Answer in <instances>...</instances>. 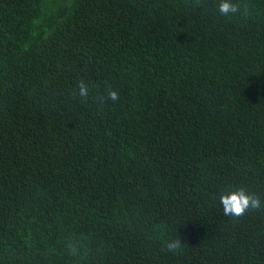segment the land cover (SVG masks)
Returning <instances> with one entry per match:
<instances>
[{
	"label": "trees",
	"instance_id": "trees-1",
	"mask_svg": "<svg viewBox=\"0 0 264 264\" xmlns=\"http://www.w3.org/2000/svg\"><path fill=\"white\" fill-rule=\"evenodd\" d=\"M219 2L0 0V264H264L218 198L264 201V0Z\"/></svg>",
	"mask_w": 264,
	"mask_h": 264
},
{
	"label": "clouds",
	"instance_id": "clouds-1",
	"mask_svg": "<svg viewBox=\"0 0 264 264\" xmlns=\"http://www.w3.org/2000/svg\"><path fill=\"white\" fill-rule=\"evenodd\" d=\"M218 12L223 16H229L239 12V5L234 4L231 0H220L217 5ZM79 95L82 98L88 97V87L82 81L78 85ZM117 91L109 89L107 91V99L111 101L118 100ZM100 99L103 101L104 96ZM219 202L222 205L223 215L227 217H241L250 210H264V201L253 193L247 192L244 187H240L230 191H223L219 194ZM180 239H173L164 242V247L168 251H176L180 248Z\"/></svg>",
	"mask_w": 264,
	"mask_h": 264
}]
</instances>
